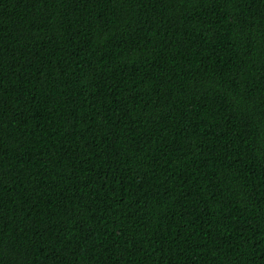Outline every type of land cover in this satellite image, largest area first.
<instances>
[{"label":"trees","instance_id":"obj_1","mask_svg":"<svg viewBox=\"0 0 264 264\" xmlns=\"http://www.w3.org/2000/svg\"><path fill=\"white\" fill-rule=\"evenodd\" d=\"M0 264H264V0H0Z\"/></svg>","mask_w":264,"mask_h":264}]
</instances>
